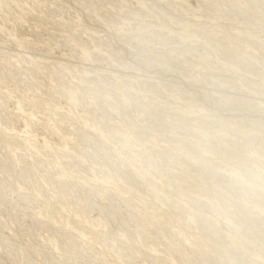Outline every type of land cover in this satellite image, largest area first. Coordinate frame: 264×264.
Here are the masks:
<instances>
[{"label":"rangeland","instance_id":"1","mask_svg":"<svg viewBox=\"0 0 264 264\" xmlns=\"http://www.w3.org/2000/svg\"><path fill=\"white\" fill-rule=\"evenodd\" d=\"M0 264H264V0H0Z\"/></svg>","mask_w":264,"mask_h":264}]
</instances>
